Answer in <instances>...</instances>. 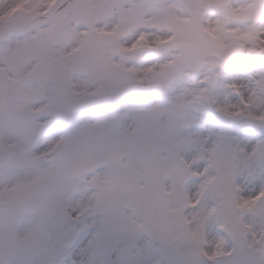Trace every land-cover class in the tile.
I'll return each mask as SVG.
<instances>
[{"label":"snow or ice","instance_id":"6c2138e0","mask_svg":"<svg viewBox=\"0 0 264 264\" xmlns=\"http://www.w3.org/2000/svg\"><path fill=\"white\" fill-rule=\"evenodd\" d=\"M136 7L125 63L0 25V264H264V0Z\"/></svg>","mask_w":264,"mask_h":264},{"label":"rangeland","instance_id":"374dc122","mask_svg":"<svg viewBox=\"0 0 264 264\" xmlns=\"http://www.w3.org/2000/svg\"><path fill=\"white\" fill-rule=\"evenodd\" d=\"M16 0H0V25H4L10 22H15L17 24H25L29 19L36 18V20L31 21L34 26L38 27L42 23H52L54 22L57 29V34L61 36H65L67 33L72 32L77 24H82L81 26H91L93 31L90 35V38L85 41L86 43H90L91 46L96 50L97 55H116L117 59L121 60V63H125V60L121 58L118 54L113 52V42L125 35L121 43H131L133 38L127 36L129 33H137L136 26H144L151 25L152 21L147 20L143 12L139 10L136 5L138 0H70L68 3H64L63 0H59L60 5L64 3L61 9H58L53 13V9L51 11H46V3L48 0H32L27 2L17 11L13 18L9 19L7 22H2L1 19H5L10 12V7L15 3ZM26 1V0H23ZM125 2H130L132 5H125ZM139 2L143 3H158L159 0H139ZM200 0H194L193 3H199ZM233 5L237 7L234 8V11L237 14L244 12V9L238 7L243 3V0H232ZM112 10V11H111ZM42 16V17H41ZM144 17V22L142 19ZM108 19L110 23L119 22L120 32L118 36H114L113 33H110V27H104V23L107 24ZM105 20V21H102ZM161 36L165 35V33L160 32ZM121 35V36H120ZM120 36V37H119ZM127 36V37H126ZM93 37H97L98 39H92ZM131 38V39H130ZM129 39V40H128ZM142 59H138L135 61H127V63H134L137 68L143 67L148 63H156L148 59L147 62L141 63ZM163 59L158 64H163ZM170 67L169 65H165V69ZM164 69L158 68L157 71ZM190 72L189 69H177L175 72L169 74L168 78H172L173 76H181ZM160 73V72H159ZM195 155L194 152H186L180 155V163L182 166H187L192 164V158ZM195 167V165H192ZM171 183V180H169ZM189 191L191 193L196 192V188L194 185L189 183L188 185ZM264 197V195H263ZM262 198V197H261ZM260 198V199H261ZM258 197H254L252 199H248V201L243 202L240 199V202L237 204V208H248L254 206L258 202ZM259 199V200H260ZM193 203L198 202L197 200H193ZM236 233L233 231H229L228 235L231 238ZM224 254L222 250L218 249L216 253L212 256Z\"/></svg>","mask_w":264,"mask_h":264},{"label":"bare ground","instance_id":"6f19581e","mask_svg":"<svg viewBox=\"0 0 264 264\" xmlns=\"http://www.w3.org/2000/svg\"><path fill=\"white\" fill-rule=\"evenodd\" d=\"M242 201H243V202H246V201H248V199H242Z\"/></svg>","mask_w":264,"mask_h":264},{"label":"water","instance_id":"95a60500","mask_svg":"<svg viewBox=\"0 0 264 264\" xmlns=\"http://www.w3.org/2000/svg\"><path fill=\"white\" fill-rule=\"evenodd\" d=\"M184 1H186V0H184Z\"/></svg>","mask_w":264,"mask_h":264}]
</instances>
